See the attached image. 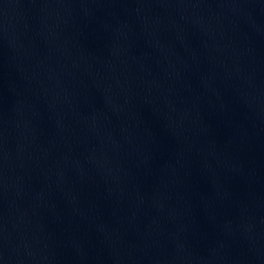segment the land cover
<instances>
[{
	"label": "water",
	"instance_id": "obj_1",
	"mask_svg": "<svg viewBox=\"0 0 264 264\" xmlns=\"http://www.w3.org/2000/svg\"><path fill=\"white\" fill-rule=\"evenodd\" d=\"M0 36L264 226V0H0Z\"/></svg>",
	"mask_w": 264,
	"mask_h": 264
}]
</instances>
